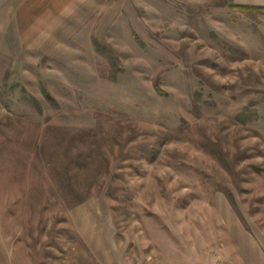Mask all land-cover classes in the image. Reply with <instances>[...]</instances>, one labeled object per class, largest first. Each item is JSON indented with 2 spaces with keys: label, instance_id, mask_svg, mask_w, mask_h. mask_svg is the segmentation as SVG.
<instances>
[{
  "label": "rangeland",
  "instance_id": "rangeland-1",
  "mask_svg": "<svg viewBox=\"0 0 264 264\" xmlns=\"http://www.w3.org/2000/svg\"><path fill=\"white\" fill-rule=\"evenodd\" d=\"M231 3L0 0V264H264V9Z\"/></svg>",
  "mask_w": 264,
  "mask_h": 264
},
{
  "label": "trees",
  "instance_id": "trees-1",
  "mask_svg": "<svg viewBox=\"0 0 264 264\" xmlns=\"http://www.w3.org/2000/svg\"><path fill=\"white\" fill-rule=\"evenodd\" d=\"M231 6H234V7H238L240 8L242 11H245V12H249V11H261L264 9V6H256V5H243V4H235V3H231ZM157 88V91L161 94H163V91L161 89H159L158 87ZM256 110L253 112L252 115H256ZM239 116H244V112H242ZM257 116V115H256ZM255 119V117H254ZM244 120V119H243ZM247 120V119H245ZM244 120V121H245Z\"/></svg>",
  "mask_w": 264,
  "mask_h": 264
},
{
  "label": "crops",
  "instance_id": "crops-1",
  "mask_svg": "<svg viewBox=\"0 0 264 264\" xmlns=\"http://www.w3.org/2000/svg\"><path fill=\"white\" fill-rule=\"evenodd\" d=\"M236 4L264 6V0H233Z\"/></svg>",
  "mask_w": 264,
  "mask_h": 264
}]
</instances>
